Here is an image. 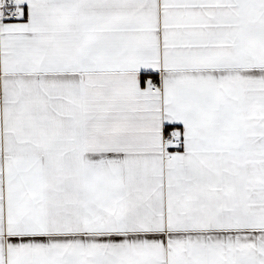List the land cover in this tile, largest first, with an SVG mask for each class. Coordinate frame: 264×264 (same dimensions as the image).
<instances>
[{
  "label": "snow or ice",
  "instance_id": "obj_1",
  "mask_svg": "<svg viewBox=\"0 0 264 264\" xmlns=\"http://www.w3.org/2000/svg\"><path fill=\"white\" fill-rule=\"evenodd\" d=\"M0 264H264V0H0Z\"/></svg>",
  "mask_w": 264,
  "mask_h": 264
}]
</instances>
